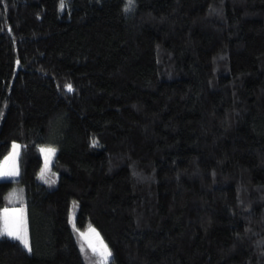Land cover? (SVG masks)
Wrapping results in <instances>:
<instances>
[{"label": "trees", "instance_id": "obj_1", "mask_svg": "<svg viewBox=\"0 0 264 264\" xmlns=\"http://www.w3.org/2000/svg\"><path fill=\"white\" fill-rule=\"evenodd\" d=\"M63 2L0 0V264H264V0Z\"/></svg>", "mask_w": 264, "mask_h": 264}, {"label": "rangeland", "instance_id": "obj_2", "mask_svg": "<svg viewBox=\"0 0 264 264\" xmlns=\"http://www.w3.org/2000/svg\"><path fill=\"white\" fill-rule=\"evenodd\" d=\"M13 145H17L18 147L14 149ZM50 148L55 149L54 154H51L47 151V149H50ZM19 149H20V144L16 141L12 142L9 152L0 160V165H2L5 170H9V171L14 170L18 173V165H17L18 154L16 153H19ZM41 149H44L45 151H42ZM39 150L42 155L43 162L39 170L38 177L41 181H44L48 183L49 185L53 186L56 183L57 177H58L57 174L53 175V170H52V163H53L54 156L56 153V148L51 145H41L39 147ZM6 157L8 158L7 160L5 159ZM42 172H43V175H42ZM17 175L0 177V179L14 178ZM75 208H76V203L73 202L70 208V213H69V221L71 222L73 227H74V221H75ZM4 209H8V212L4 213L3 211ZM0 216H6L8 226L12 230H15L16 226L19 225L21 227L23 234L26 235V238L28 240V245H29L26 209L22 206L5 207L0 210ZM90 228H94V227L89 224L85 228L78 229L79 231H77L80 250H81V245H83L84 247V252L81 251V254L84 259L85 264H111L113 251L107 246L105 241L100 236L99 232L94 228L96 232L93 233L90 231ZM81 232L85 233L84 237L80 235ZM96 233H98L99 235L97 236ZM101 241L103 245H106L107 249L111 252V256L106 260L101 257L100 251H97L94 253L92 251V248L89 247V243H92L97 247L98 250H102Z\"/></svg>", "mask_w": 264, "mask_h": 264}, {"label": "snow or ice", "instance_id": "obj_3", "mask_svg": "<svg viewBox=\"0 0 264 264\" xmlns=\"http://www.w3.org/2000/svg\"><path fill=\"white\" fill-rule=\"evenodd\" d=\"M134 3V0H128V7H131ZM64 7V2L63 0H61V8ZM127 10V9H126ZM66 87L68 88V90H72V86L69 84V85H66ZM18 146L17 145H13V148H17ZM42 151H45L44 149H41ZM47 151L51 154H54L55 152V149H47ZM18 154V153H16ZM6 160L8 159L7 157L5 158ZM18 173L14 170L12 171H9V170H5L4 167L2 165H0V177H7V176H14V175H17ZM42 175H43V172H42ZM4 213H7L8 212V209H4L3 210ZM77 231H79L77 229ZM90 231L95 233L96 230L94 228H90ZM4 235H8L14 239H18L20 240L24 246L26 248L29 247L28 245V240L26 238V235L23 234L22 230H21V227L19 225L16 226L15 230H12L9 228L8 226V222H7V219H6V216H0V236H4ZM80 235L82 237L85 236V233L81 232ZM96 235L98 236L99 234L96 233ZM101 245H102V250H98L97 247L92 244V243H89V247L92 248V251L95 253L97 251H100V255L103 259H108L110 256H111V252L107 249V246L106 245H103L102 241H101ZM30 250V249H29ZM81 251L84 252V247L83 245H81Z\"/></svg>", "mask_w": 264, "mask_h": 264}]
</instances>
